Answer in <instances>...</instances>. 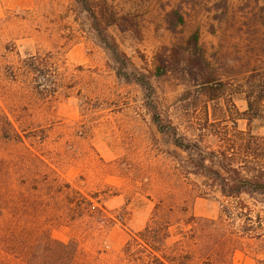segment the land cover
I'll use <instances>...</instances> for the list:
<instances>
[{"label":"rangeland","instance_id":"374dc122","mask_svg":"<svg viewBox=\"0 0 264 264\" xmlns=\"http://www.w3.org/2000/svg\"><path fill=\"white\" fill-rule=\"evenodd\" d=\"M179 3L184 34L198 27L206 55L227 80L217 103L172 77L146 90L117 79L73 0H0V240L11 241L9 253L0 245V264H36L34 254L45 253H63L58 264H69V242L78 249L75 264H116L129 234L145 225L157 203L174 219L168 242L184 241L192 264L264 260L260 228L243 231L228 216L217 224H185L190 215L216 219L233 203L177 169L187 154L157 129L149 110L179 137L204 139L201 146L215 147L232 115L246 129V100L232 91L264 67V0H109L113 10L139 15V38L109 28L139 69L140 58L151 67L155 50L171 43L163 16ZM31 55L45 62L42 75L23 71L22 59ZM250 126L264 135L263 120ZM242 197L253 220L259 214L264 222L261 202Z\"/></svg>","mask_w":264,"mask_h":264},{"label":"trees","instance_id":"16d2710c","mask_svg":"<svg viewBox=\"0 0 264 264\" xmlns=\"http://www.w3.org/2000/svg\"><path fill=\"white\" fill-rule=\"evenodd\" d=\"M73 1L76 12L84 15L95 42L106 51L108 63L117 79L135 83L146 90L152 88L153 81L172 77L185 85L192 86L195 95L204 97L207 103H217L226 96L227 80L206 55L200 42L198 27L184 34L186 19L180 3L167 10L163 16L164 26L171 33V43L161 45L155 50L151 67H145L144 60L140 58L144 69H139L131 57L120 48L114 35L109 32V28L113 26L121 33H129L132 37L139 38L138 13L130 11L119 13L110 7L109 0ZM22 61L25 73L34 77L42 75L40 66L45 65L43 59L31 55L23 58ZM238 86L232 92L242 94L246 100L247 109L243 114L248 127L240 129L237 126V117L232 115L229 128L221 131L215 147L201 146L200 140L204 139L189 142L179 137L175 127L170 122L165 125L158 113L149 106L152 121L157 129L162 133H169L173 143L187 154L186 161L177 169L187 177L190 174L195 178L200 177L203 184L216 189L221 196L230 199L233 203L225 205L216 219H203L190 215L185 218L186 225L217 224L228 216L233 221L240 220L243 231L260 228L264 232L262 217L256 214V219L253 220V209L242 197L246 196L255 202H261L264 206V135L255 134L250 126L253 120L264 121V67L253 68ZM232 106L237 113L233 103ZM204 125L207 129L212 126L207 120L204 121ZM190 180L197 185L195 180ZM87 205L94 206L93 200L87 199ZM249 220L257 222V225L247 224ZM173 224L171 213L168 211L161 213L157 203L145 225L129 234L116 264H192L191 254L183 247L184 241L168 242ZM10 242V239L0 240V245L5 248L2 250L7 253L9 252L6 249ZM46 242L51 245L60 244L63 248L66 246L50 237H46ZM29 253L30 250L27 249L22 255L27 261ZM77 254V246L69 242V264L77 263ZM34 255L31 260L36 264H58L63 260V253L55 258H52L54 253H45L42 259L39 255ZM80 264L91 263L85 260ZM260 264H264V260L260 261Z\"/></svg>","mask_w":264,"mask_h":264}]
</instances>
